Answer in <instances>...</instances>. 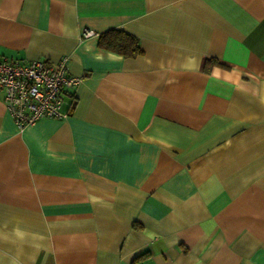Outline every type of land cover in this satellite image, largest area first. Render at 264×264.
Listing matches in <instances>:
<instances>
[{
	"label": "crops",
	"instance_id": "1",
	"mask_svg": "<svg viewBox=\"0 0 264 264\" xmlns=\"http://www.w3.org/2000/svg\"><path fill=\"white\" fill-rule=\"evenodd\" d=\"M63 57L66 118L0 92V264H264V0H0V59Z\"/></svg>",
	"mask_w": 264,
	"mask_h": 264
},
{
	"label": "built area",
	"instance_id": "2",
	"mask_svg": "<svg viewBox=\"0 0 264 264\" xmlns=\"http://www.w3.org/2000/svg\"><path fill=\"white\" fill-rule=\"evenodd\" d=\"M92 33L86 31L84 36ZM79 79L68 74L66 58L56 63L35 59H0V92L19 131L42 119H62L64 95Z\"/></svg>",
	"mask_w": 264,
	"mask_h": 264
},
{
	"label": "trees",
	"instance_id": "3",
	"mask_svg": "<svg viewBox=\"0 0 264 264\" xmlns=\"http://www.w3.org/2000/svg\"><path fill=\"white\" fill-rule=\"evenodd\" d=\"M97 46L103 50L110 51L124 57H133L141 53L137 39L134 36L118 29H110L101 33L98 36ZM210 61L211 60H208L206 63H210ZM135 260L133 262H135Z\"/></svg>",
	"mask_w": 264,
	"mask_h": 264
}]
</instances>
